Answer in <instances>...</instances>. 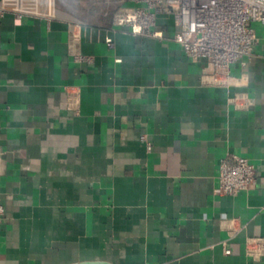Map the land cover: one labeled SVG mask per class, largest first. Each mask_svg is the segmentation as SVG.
<instances>
[{"label": "crops", "instance_id": "crops-1", "mask_svg": "<svg viewBox=\"0 0 264 264\" xmlns=\"http://www.w3.org/2000/svg\"><path fill=\"white\" fill-rule=\"evenodd\" d=\"M133 6L0 0V264H264V26L217 73ZM239 157L253 184L216 195Z\"/></svg>", "mask_w": 264, "mask_h": 264}, {"label": "built area", "instance_id": "built-area-1", "mask_svg": "<svg viewBox=\"0 0 264 264\" xmlns=\"http://www.w3.org/2000/svg\"><path fill=\"white\" fill-rule=\"evenodd\" d=\"M134 5L116 16L118 26L133 34L156 36L151 30L160 16H167L174 28V42L191 60L203 59L217 73L251 55L256 42L255 25L264 26V0H114ZM20 19L22 13H16ZM255 167L244 158L230 165L219 163L216 195L233 196L249 189ZM247 255L264 254V239H250ZM226 254L229 252L226 251Z\"/></svg>", "mask_w": 264, "mask_h": 264}]
</instances>
